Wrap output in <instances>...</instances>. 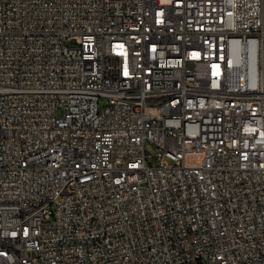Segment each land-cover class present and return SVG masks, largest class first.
<instances>
[{"label":"built area","instance_id":"1","mask_svg":"<svg viewBox=\"0 0 264 264\" xmlns=\"http://www.w3.org/2000/svg\"><path fill=\"white\" fill-rule=\"evenodd\" d=\"M0 264H264V0H0Z\"/></svg>","mask_w":264,"mask_h":264},{"label":"bare ground","instance_id":"2","mask_svg":"<svg viewBox=\"0 0 264 264\" xmlns=\"http://www.w3.org/2000/svg\"><path fill=\"white\" fill-rule=\"evenodd\" d=\"M192 45H200V38H192ZM209 71H201L199 73V81H208ZM50 172H57V165H50ZM41 174H48V160H41Z\"/></svg>","mask_w":264,"mask_h":264},{"label":"rangeland","instance_id":"3","mask_svg":"<svg viewBox=\"0 0 264 264\" xmlns=\"http://www.w3.org/2000/svg\"><path fill=\"white\" fill-rule=\"evenodd\" d=\"M148 152L153 156V153H154V152H153V150H151L150 147L148 148Z\"/></svg>","mask_w":264,"mask_h":264}]
</instances>
